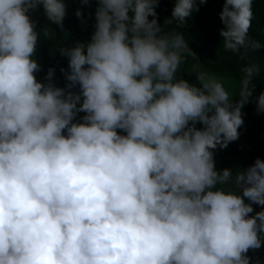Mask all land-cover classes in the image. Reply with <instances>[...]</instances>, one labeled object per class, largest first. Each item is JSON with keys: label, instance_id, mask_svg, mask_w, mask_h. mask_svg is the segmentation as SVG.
Listing matches in <instances>:
<instances>
[{"label": "clouds", "instance_id": "9594fccd", "mask_svg": "<svg viewBox=\"0 0 264 264\" xmlns=\"http://www.w3.org/2000/svg\"><path fill=\"white\" fill-rule=\"evenodd\" d=\"M94 2L90 39L60 47L57 87L53 68L35 76L49 37L30 13L63 29L65 0H0V264H250L264 160L217 170L214 150L239 138L247 103L264 113L258 66L236 96L205 72L193 83L178 73L186 53L200 61L182 34H162L159 0ZM204 3L174 0L163 24ZM254 4L222 0L226 50L249 46Z\"/></svg>", "mask_w": 264, "mask_h": 264}, {"label": "trees", "instance_id": "16d2710c", "mask_svg": "<svg viewBox=\"0 0 264 264\" xmlns=\"http://www.w3.org/2000/svg\"><path fill=\"white\" fill-rule=\"evenodd\" d=\"M65 3L66 16L63 29L55 23L53 25L48 23L49 26L45 27L43 20L47 18L42 6L30 13L31 19L37 26L43 27L44 30L47 28L45 36L49 37L47 41L37 46L33 56L40 65V70L35 73V76L38 81L47 83L45 77L47 70L51 67L55 70L52 82L57 87L60 86L58 81H65L61 68L65 70L68 68V58L61 55L60 47H68L76 42L86 43L94 30L96 6L94 0H91L88 6L81 5L80 0H65ZM173 3L174 0H159L156 11L158 22L162 25V34L176 32L182 34L188 47L200 61L197 64L192 56L186 53L179 75L197 83L196 76L200 72L208 73L221 80L230 94L236 96L244 76L243 69L249 65H256L259 72L253 77L254 95L264 90V2L255 0L254 20L248 32L249 46L235 53L223 47V38L219 35L222 24L218 13L222 8V0H206V3L198 5V10L194 11L185 23L177 27L172 25L174 22L163 24L165 18L171 14ZM78 8L81 9L83 21L75 14ZM252 43H259L261 47L254 49L251 47ZM73 90L78 91V86ZM242 114L244 123L238 129L239 138L230 142L226 148L218 147L214 150L217 170L225 167L245 169L257 157L264 160V113H258L255 102L252 101L242 108ZM117 131L123 134L121 130L117 129ZM252 206L254 212L261 210L260 205ZM247 255L250 257V264H257V262L264 264V243L259 249H250Z\"/></svg>", "mask_w": 264, "mask_h": 264}]
</instances>
